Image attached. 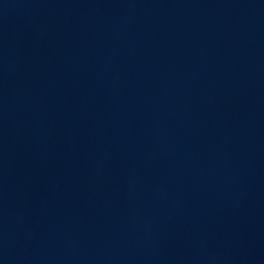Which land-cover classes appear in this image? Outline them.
Returning <instances> with one entry per match:
<instances>
[{"label":"water","instance_id":"95a60500","mask_svg":"<svg viewBox=\"0 0 264 264\" xmlns=\"http://www.w3.org/2000/svg\"><path fill=\"white\" fill-rule=\"evenodd\" d=\"M0 264H264V0H0Z\"/></svg>","mask_w":264,"mask_h":264}]
</instances>
